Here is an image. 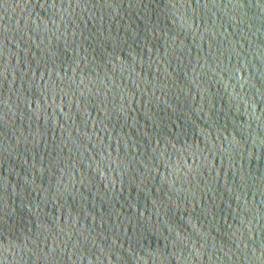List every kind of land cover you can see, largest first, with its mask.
Instances as JSON below:
<instances>
[{"label": "water", "instance_id": "water-1", "mask_svg": "<svg viewBox=\"0 0 264 264\" xmlns=\"http://www.w3.org/2000/svg\"><path fill=\"white\" fill-rule=\"evenodd\" d=\"M0 264H264V0H0Z\"/></svg>", "mask_w": 264, "mask_h": 264}]
</instances>
